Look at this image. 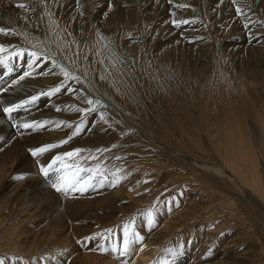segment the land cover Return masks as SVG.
<instances>
[{"label": "bare ground", "instance_id": "obj_1", "mask_svg": "<svg viewBox=\"0 0 264 264\" xmlns=\"http://www.w3.org/2000/svg\"><path fill=\"white\" fill-rule=\"evenodd\" d=\"M29 1L6 0L0 5V27L9 29L11 33H0V44H4L9 51L15 48L33 50V46H35V50L43 51L47 45L53 46L55 54H57V57H55L56 62L66 67V64L77 62L79 54L77 45L81 43L79 39L87 42L86 50L88 52L86 53L89 54L90 52L92 58L86 57L87 54H85L84 58L86 57L89 60L88 63L86 62L84 69L91 68L89 71L92 70L94 73L92 80L95 76L100 83L98 90L102 91L103 89L105 94L102 91V96L113 103L112 106L109 103L107 110H105L107 123L113 125L122 134L119 143L131 146V153L125 155L116 151L112 146H108V143L92 142L83 147L92 150L95 157L102 154L103 156H100L103 157V160L106 159L104 153L108 152L103 150L114 149L112 159L115 166L112 164V169L110 167L107 173L115 172L119 168L121 170L119 175L122 176V179L113 185L110 183L112 178L110 177V181L107 182L109 195L124 198L130 192L144 190L146 193L150 188L153 189V197L144 194V199L140 201L137 195L129 196V199L134 202V207L122 219L123 224L130 222L129 218H133V230L136 229L139 223L137 217L143 215V218H145L148 211L153 212V225L162 222V219L158 216V210L163 208L164 214H168V206L171 209H176L181 202L175 194L182 191L185 186L193 185L190 187L196 189L200 186L199 184H205L210 195L204 194L203 197H198L196 200L202 203V199L207 198L212 205H218L228 213L226 215L223 213L224 211H221L216 218L214 215L207 216L204 226L201 227L196 228L197 225H191L192 234L200 231L198 229L205 227L208 222L215 219H218L216 222H220L223 226L217 232L196 233L197 237L190 239L187 243L181 242L185 237L182 229L171 227L172 221H166L163 230L148 239L150 254H143L141 258L145 256L150 259L153 258L152 264H160L162 260L168 258L173 261L172 264H205L204 252L216 250L217 245L224 241L223 248L218 249L221 253L216 262L217 264H248L250 258L246 259L245 256L250 254L253 258H257L258 251L260 252L259 259L253 264H264V226L262 227L260 224L261 217L264 219V85H261L264 82V77L258 79V81L252 78L253 82H249L240 75H234L235 73L232 70L234 74L229 76L226 73L228 70H223L226 69V66L222 69L219 66L207 65L206 62L197 64L202 72H191L192 70L185 69V65L177 62L173 63L174 57L170 55L169 51L166 59L160 56L155 57L153 54L161 55V52H164L166 48L161 52L159 48L154 51L152 41H148L146 38L144 42L146 48L142 45L143 43L141 46L138 43L123 40L127 34L135 37L138 26L144 24L143 21H137V19L132 21L134 18L130 15H127V20L123 19L121 16L126 13L125 11H128L123 10L125 6L121 8L116 6L115 10H120V14L112 22L97 24L98 19L101 18V10L104 9L99 3L100 0H42L43 2L46 1V5L43 6L42 10L44 18L40 14L37 15L33 7L34 4ZM20 3H24L26 7L24 9L19 8ZM36 9L38 10V8ZM136 10L135 7L134 11L130 13L135 18L138 15ZM142 16L143 14L140 16L141 19H143ZM43 19L45 22H42ZM111 26H115L116 29L111 28ZM124 26L127 30L123 33V36H118V32ZM98 29L108 38L107 40L100 42L96 33L92 34V31ZM46 31L47 34H45ZM47 35H50L52 44H50ZM114 40H118L120 43L116 44L117 41L114 42ZM104 44H108L109 48L120 56L123 64L116 63ZM120 44L122 46H119ZM260 46L247 47L248 50L250 49L247 53L263 55V60L264 46ZM5 54H8V52ZM24 57L13 59L16 61V68L19 66V61H25L26 70L21 68L19 74H14L16 77L22 76L24 72H29L30 67H27V56ZM64 60L68 63H62ZM82 61L84 62V59ZM114 63H116L115 68L112 67ZM235 65L237 67V64ZM46 66H48V69L54 70L53 77L47 74L49 78L41 80V76H38L40 72L37 74L40 80L39 78L37 80H21L14 84L12 91L0 95V136H15V132L12 130L14 123L7 120L3 115V106L9 103H17L28 96L40 93L41 89L42 92L43 90L47 91V89L59 85L63 80L59 69L54 67L50 59L45 60L42 58L33 64L32 68L39 69ZM240 66L242 68V65ZM250 68L257 70L259 67ZM13 73L15 72L13 71ZM32 73L30 74L32 75ZM50 73L52 72L50 71ZM109 73H112V75H109ZM85 74L87 73L85 72ZM101 76H104L105 79H101ZM255 82L257 85L259 84V88L253 84ZM81 84L83 85V92L88 91L90 95H92V89L96 87L97 90L96 83L94 88H91L88 81H82ZM66 85L67 83L64 81L61 92L67 91L66 88L69 85ZM74 87L78 88L76 84H74ZM70 95L69 102L75 103L79 98L76 97L78 96L77 92ZM73 97L76 98L72 100ZM84 107L85 105H81L79 109ZM46 109V114H54V108ZM24 113L22 111L15 116V118L17 117L16 121H28L30 118L25 120L28 117H25ZM83 115L87 116L89 112L82 113V117ZM38 116L40 118V115ZM61 116L66 117L68 120H76L81 117L79 114L70 113L68 107L63 109ZM73 125L76 127V124ZM71 126L68 125L72 128ZM57 128V132L54 129L53 133L48 135L37 134L36 136L23 137L27 146L19 147L13 157L7 153L8 156L5 161H8L9 158V162H6L8 166L3 162L4 160L0 161V169H3L0 172L3 175L0 183H3V180L10 175V173L9 175L7 173L8 170L14 172L17 165L27 162L28 151H31L32 148L34 149L39 143L58 141L70 131V129H67L69 131L66 133L64 130H60L62 127ZM159 140L165 143H160ZM4 144L2 142L0 145ZM172 147L178 150L175 151ZM98 150L101 153H98ZM149 150L154 153V156L150 154ZM169 151L176 153V157L168 154ZM140 158L142 160L144 158L149 160L150 158L152 161L151 163L135 164ZM191 162L194 163L191 164ZM219 181H227L231 185L216 187V185H221ZM225 189L231 191L227 192ZM218 192L222 193L223 197L213 200V193L217 194ZM48 197H53L50 200L51 202L57 201L52 194H49ZM11 205L10 216L7 217L3 225L8 228L3 233L4 227L0 228V255L3 256L12 253L10 250L11 244L9 243L15 233V228L14 225L11 226L14 222L11 219L20 210V205H17L16 202ZM31 216L33 217L34 214ZM231 219L238 221V224L236 225L234 222L225 224ZM146 226L145 229L150 233L151 227L148 224ZM242 239L246 244L240 241ZM119 246H122V244ZM167 249H179V252L175 257H172ZM41 250L44 249L40 248L38 253L43 252ZM59 251L55 253L57 254ZM191 251H196L199 255L190 256ZM25 255H30V253ZM120 259L125 260L124 257H120ZM126 261H128V264L149 263V260L144 263L142 261Z\"/></svg>", "mask_w": 264, "mask_h": 264}, {"label": "rangeland", "instance_id": "obj_2", "mask_svg": "<svg viewBox=\"0 0 264 264\" xmlns=\"http://www.w3.org/2000/svg\"><path fill=\"white\" fill-rule=\"evenodd\" d=\"M5 1L6 0H0V5ZM29 2L34 4L33 7L36 10L37 15L40 14L44 18L42 10L43 6L46 5V1L43 2L42 0H30ZM99 3L102 5V7H104V9L101 10V18L98 19L97 24L112 22V20H114V18L120 14V10H115L116 6L117 8L125 6L123 10H128L125 11L126 13L121 16L123 19L127 20V15H130V17L134 18L132 21H135V19H137V21H143V26L140 25L138 26L139 28L136 29L137 33L135 37L127 34L128 36H124L123 40L131 43L135 42L136 44L138 43L140 45L143 43L142 45L144 46L146 38V40L152 41L151 44L154 46V51H157L159 48L161 52L166 48L164 52H161V55H157V53L153 54L155 57L160 56L166 59V55L169 51L170 55L174 57L175 62L172 61L173 63L177 62L183 64L185 65V69L189 71L192 70L191 72H202V69L198 67L197 64L199 62L201 64L206 62L207 65L211 64L212 66H219L220 68L222 67V69L226 66V69L224 68L223 70H228L226 73L229 76H232L235 73L234 75H240L241 77L249 80V82H253L252 78L258 81V79H263L264 77V59L262 60L263 55H252L250 52L247 53V51L250 50H248L247 47L249 48L254 45L255 47H259L260 45V47L264 46V0H234V2L233 0H100ZM181 5H186V7H181ZM134 6L137 8L136 11H138L136 18L130 14L132 13L131 11H134ZM236 7L242 8V14L237 15L235 11ZM36 8H38V10ZM142 14L143 19L140 18ZM173 19H188L190 23L186 25L182 24L179 27H176L172 24ZM42 22H45L44 19ZM245 25H247V27H245ZM111 28L116 29L115 26H111ZM124 28L121 30L122 33L121 31L118 32V36H123V33L127 30L125 26ZM96 32L97 30L92 31V34ZM47 33L48 32L46 31L45 34ZM140 36L142 37L140 38ZM48 40L50 44H52L50 35L48 36ZM259 40L261 41L257 42ZM79 42L85 45H82ZM79 42L77 45L79 47V54L77 53L79 60L77 59V62L75 61L73 64H66L67 68H72L69 69L76 75L78 74L77 76L80 77L79 82L75 80L66 81L67 85H69L68 88H66V92L60 91L58 92L59 94L56 93L57 95L54 94L51 96L41 95L36 103L25 106L13 112V116L11 114V119L8 115L3 113L6 119L12 121V123L19 122L16 121L17 117L15 118V116L20 114L22 111L25 112L24 116L28 117L25 118V120L29 118L31 119L28 120L29 122H32V120L36 122L44 121L42 127L34 129L13 127L14 129L12 128V130L15 132V136L13 137H6L5 135L0 136V144L2 142L5 143L4 145H0V161L4 160L3 162L7 164V166L8 163L6 162H9V158L8 161H5L6 157L8 156L7 153L13 157L14 153L19 147L27 146L26 140H24L23 137L29 135L36 136L37 134L48 135L53 133L54 129L55 131L58 130L57 127H62L60 130H64L66 133L69 131L67 129H70L69 133L66 136H62V138H60L58 141L48 142L49 144L39 143L35 148L46 147L50 144L55 145V147L48 148L45 152L39 153L36 156L32 155V151H28L27 162L20 163L19 166L17 165L14 172L8 170L7 173L8 175L10 173V175L3 180V183H0V228L4 227L2 233L8 228L3 225L5 224L7 217L10 216L9 210L12 208L11 204L16 202L17 205H20V210H18L19 213L14 215L11 219L14 220L11 226L14 225L15 228V233L11 242L9 243L11 244L10 250L12 253L4 256L0 255V259L5 260L6 264H120L121 259L119 253L112 251V248L114 246L118 247L122 244V230L124 225V221L122 219L125 218V216H127L134 207V202L133 200L129 199V196L137 195L139 201L144 199V194H148L150 197H153L152 188L146 191V193L144 190H141L140 192H130L125 195L124 198L116 197L115 195H109L110 191L107 189V182L110 181L112 173H107L108 180L104 182L103 187H90L84 193L69 192L67 195H65L63 192L55 191V189H53L51 186L59 175L64 173L71 175V172L76 171L77 168H94L97 163L101 162L102 166L107 170L110 169V167L112 169V164H115L112 159L114 149L116 151L122 152L125 155H130L131 153V146H127L125 143H119V139L121 140L120 136L122 134L116 130L113 125L107 123L108 121L106 119L107 117H105V110H107L109 105L112 106L113 103L111 102V104L110 101H108L109 99L102 96V91L105 94L103 89L102 91L98 90L100 83L95 76L94 80H92L94 73L92 70H90L91 72L89 71L91 68L88 70L84 69V66L88 63V58H92V55L90 52L89 54L86 53L88 52L86 50L87 42L83 41L82 39H79ZM114 42L116 44L120 43L118 40H114ZM154 43L158 44L155 45ZM119 46H122V44ZM144 48H146V46H144ZM43 52H46L47 54L50 53L48 55L51 58L57 57V54H55V48L53 46L47 45L46 48L43 49ZM85 54H87V59L86 57L84 58ZM242 54L244 56L243 58ZM4 57L7 67H5L4 64H0V90H4L0 91V95L14 89L13 81H21L19 79L21 75L16 77L14 74H19L21 72V68L26 70L24 65L25 61H19V66L16 68V61L9 59L8 54H4ZM83 59L84 62L82 61ZM64 62L68 63V61L65 60L62 63ZM235 64H237V67ZM240 65H242V68ZM27 67L29 68L28 65ZM250 67L259 68L254 70ZM47 69L48 66L43 68L41 67L39 69L31 67L28 69V71L30 73L33 71L32 75L30 74V76L25 77L23 80H37L40 76L42 80L49 78V75L53 77L52 74H54V70L52 71ZM13 71L15 73L12 74ZM45 71L49 72L46 73ZM50 71L52 73H50ZM84 71L87 74H85ZM37 74H39V77H37ZM98 78L100 79V77ZM82 81H88L91 88L97 86V90L96 87L94 88L95 90L92 89V95L88 94V91L83 92V85L81 84ZM94 82L96 83L95 86ZM256 82L253 84L259 88V84L257 85ZM74 84H76L79 89L74 87ZM261 85H264V82ZM69 89H72V91H69ZM48 90L49 89H47V91ZM45 91L46 90H43L42 92L41 89L40 93H45ZM75 92L78 94L76 97L79 98L75 101V103L69 102V97H71L70 94L74 95ZM85 93H87L89 96H92L93 98H100L102 105H106V107H100L95 112L89 111V115H83L82 117V112L77 111V109H79L81 105H85L86 107V103L81 99L82 95ZM76 97H73L72 100H74ZM65 106L68 107L70 113L79 114V116L81 115L82 118L80 117L79 119H76V121L75 119L68 120L66 117L61 116L63 109L66 108ZM46 108H54V114H46ZM57 109H59V111H57ZM101 113H103L104 116L103 120L101 119ZM38 115H40V118ZM73 124H76V126H81V130L78 133L76 132V127H74L75 125ZM68 125H72V128L68 127ZM92 142H98L102 144L108 143V146H112L114 149H107L108 152L103 150L106 153L102 151L105 154L106 159L103 160V157H101L103 155L100 154V156L98 154L97 159L92 160L88 157L89 154L93 153L92 155H94V152L83 147L84 145H89V143ZM159 142L165 143L162 140H159ZM12 148H14V150H12ZM172 148L175 151L178 150L175 147ZM75 149L81 150L77 156L71 158L64 157L65 152L74 151ZM149 152L152 156H154V153L151 152V150H149ZM170 152L172 151H169L168 154H172L171 156L176 157V153ZM98 153L101 152L98 151ZM109 155L111 156L109 157ZM57 156H59L61 159L57 161V163L52 167L48 176H45L43 173H41L40 168L42 166L47 167ZM99 158L101 159L99 160ZM151 161L152 159L150 158L149 160L148 158H144L143 160L140 158L135 164L151 163ZM193 163L194 162H191V164ZM65 164L69 165L70 170L63 168V165ZM2 170L3 169H0V172ZM79 175L81 179H86L89 173L85 171ZM2 177L3 175L0 173V179ZM17 177L20 178L17 179ZM98 181L99 177H97V180L95 179L93 181V184L99 183ZM219 182L221 185H216V187H221L222 185L224 186L227 184L231 185L227 181ZM199 185L200 186L196 187V189H193L190 187L193 185H190L185 186L182 191H178L175 196L180 199L179 202H181V204L178 205L176 209H171L168 206V214H164L163 208H160L157 213L158 216H160V219H162V222L152 225L150 233L145 229L147 227L146 218H143V215H139L137 217L138 219L136 218L139 223L137 224V228L133 231L137 230L135 232L140 233L144 237L142 241L131 246L128 255L124 256V259L129 260V262L142 261V263L149 260L148 264H152L153 258L150 259L148 256L141 258V256L143 254H150L148 250V239L155 233L163 230L164 223L168 220L172 221L170 224L171 227H180L182 229V232L185 235L184 240L181 241L182 243H187L190 239L197 237L196 233L206 234L209 231H220V228L223 225H221L220 222H216L218 219H215L214 221L212 220L208 222L205 227L198 229L200 231H196L194 234H192L193 230L191 229V225H197L196 228L204 226L207 216L214 215L216 218L220 215L219 213L221 211H224L223 213L228 215L224 208L218 205H212L207 198H203L202 203H199L196 200L198 197H203L202 195L204 194L210 195L207 192L205 184ZM225 191L230 192L231 190L225 189ZM49 194H52L57 201L51 202L50 200L53 197H48ZM222 197L223 194L220 192L217 194L213 193L212 195L213 200H218V198L220 199ZM32 214H34L33 217L31 216ZM132 219L133 218H129L128 220L130 222L127 223L133 224ZM21 220L22 222H20ZM202 220L204 221L202 222ZM232 222H234L236 225L238 224V221H233L232 219L225 224H232ZM260 224L262 227L264 226V219H262V217L260 219ZM92 236H95V238L86 239L87 237ZM196 240L197 238L195 241ZM240 241L246 244L244 239ZM223 242L224 241L217 245V251L209 250L204 252L203 258L206 260L205 264H217L216 262L220 256L219 254L221 253L218 249L223 248ZM101 247H104L106 251H100L99 249ZM40 248L44 250H41L43 252L38 253ZM34 249L36 250L33 251ZM1 250L3 251V249ZM57 251L59 252L56 254L55 252ZM26 253H30V255H25ZM257 253V258H253L250 254L245 256L246 259L250 258L248 264H253L258 261L260 252L258 251ZM189 255L198 256L199 253L196 251H191ZM167 260L172 261L170 258Z\"/></svg>", "mask_w": 264, "mask_h": 264}, {"label": "snow or ice", "instance_id": "obj_3", "mask_svg": "<svg viewBox=\"0 0 264 264\" xmlns=\"http://www.w3.org/2000/svg\"><path fill=\"white\" fill-rule=\"evenodd\" d=\"M18 7L21 9H24L26 6L24 3H20ZM181 7H186V5H181ZM235 11L237 15L242 14L241 7H236ZM188 23H190L188 19H182V20L173 19L172 20V24L176 27H179L182 24L186 25ZM245 27H247V25H245ZM0 33L11 34L10 30L4 27H0ZM96 36H97L98 41L100 42H103L108 39L99 29L96 32ZM104 47L108 48L109 53L111 54L112 58L116 61V63L123 64V60L120 58V56L117 53L113 52L112 49L109 48L108 44H104ZM6 52H8L9 59H15V58L22 59L25 55H27L28 66L30 68L33 66V64H35L42 58L45 60L51 59L52 64L54 65L55 68L59 69L63 77V80L61 81L59 85L49 89L45 93H38L35 95H31L27 97L26 99L20 100L18 103H9L3 106V109H2L3 113L8 115L10 119H11V114L13 112L25 106L36 103L41 95L51 96V95H54L55 93L60 92L61 88L63 87L64 81H71V80H75L77 82L80 81V77L77 76L73 71L62 66L61 64H58L55 58L54 57L50 58L47 53L43 51L35 50V46H33V50H29L26 48H15L9 51L8 49H6L4 44H0V64H4L5 67H7V64H5V57H4V54ZM101 63L103 62L101 61ZM116 63L112 64L113 68L116 67ZM129 70L131 71L132 69H129ZM29 75H30L29 72H24V74L19 79L23 80L25 77ZM109 75H112V73H109ZM101 79H105V77L101 76ZM16 83H18V81H13V84H16ZM0 91H4V90H0ZM69 91H72V89H69ZM117 91H119V89H117ZM81 99L87 104V107L77 109V111H80L85 114L88 113L89 111L95 112L100 107H106V105H102L100 99L93 98L92 96H89L87 93L82 95ZM57 111H59V109H57ZM101 119L102 120L104 119L103 113H101ZM42 126H43V122H36V121L13 124V127L23 128V129H34V128H38ZM80 130H81V126L77 125L76 132L78 133ZM52 147H55V145L50 144V145H47L46 147L34 148L31 150L32 155L36 156L39 153L45 152L48 148H52ZM80 151H81L80 149H75L74 151L65 152L64 157H67V158L75 157L80 153ZM105 151H107V149H105ZM88 158L92 160L97 159V157L93 156L92 154H89ZM60 159L61 158L59 156L55 157L52 163L49 164L47 167L42 166L40 168V172L43 173L45 176H48L49 171ZM63 168L69 169V165L65 164L63 165ZM85 171H87L89 175L86 179H81L79 174ZM107 172L108 170L104 168L101 163H97L94 168H88V169L77 168L76 171L71 172V175H68L67 173L61 174L56 178L55 182H53L51 186L53 189H55V191L63 192L65 195H67L69 192L84 193L90 187H103L104 182L108 180ZM120 172L121 170L119 168H117L115 172H112L111 174L112 178H111L110 183L115 185L122 179V176L119 175ZM97 177H99V183L93 184V181ZM19 178L20 177H17V179ZM145 218H146L148 226L151 227L154 223L153 212L148 211L146 213ZM133 227H134L133 224L125 223L123 225V230H122V236H123L122 246H119V247L114 246L112 248V251L118 252L120 257H124L128 255V252L131 246L133 244H136L142 241L143 239L140 233L133 231ZM94 238L95 236L87 237L86 239H94ZM99 250L106 251L104 247H101ZM167 252L170 253L172 257H175L178 254L179 249H167ZM0 264H6V261L3 259H0ZM120 264H128V261L121 259ZM160 264H172V261L162 260Z\"/></svg>", "mask_w": 264, "mask_h": 264}]
</instances>
